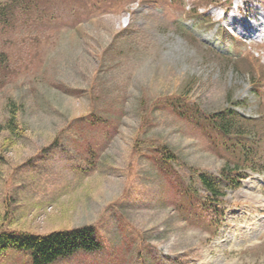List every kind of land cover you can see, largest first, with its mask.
Segmentation results:
<instances>
[{
    "label": "rangeland",
    "instance_id": "1",
    "mask_svg": "<svg viewBox=\"0 0 264 264\" xmlns=\"http://www.w3.org/2000/svg\"><path fill=\"white\" fill-rule=\"evenodd\" d=\"M193 1L11 2L0 121L12 103L19 123L0 148V228L92 225L102 244L52 264H264V42L220 37L226 0H196L190 12L217 24H193ZM233 101L254 133L251 168L205 118ZM234 164L246 177L215 215L189 190L192 172ZM0 264L31 261L8 249Z\"/></svg>",
    "mask_w": 264,
    "mask_h": 264
},
{
    "label": "trees",
    "instance_id": "2",
    "mask_svg": "<svg viewBox=\"0 0 264 264\" xmlns=\"http://www.w3.org/2000/svg\"><path fill=\"white\" fill-rule=\"evenodd\" d=\"M33 1L0 0V24L7 25L10 23L12 17L11 2L18 5H30ZM0 54V62H4L5 54L3 52ZM18 110L17 104H8V116L0 121V131H7L8 135L0 139V148L11 143L9 140L17 132L19 121L17 120L16 113ZM208 121L213 128L224 136H242L246 133L241 126L239 117L230 109L224 112H215L209 116ZM244 150L246 151L243 156L245 158L241 159V162L247 163L249 161L247 157L253 156L254 151L249 150L248 146ZM4 161L3 152L0 150V165ZM233 168L230 169L228 166H224L220 170L219 175L206 171H194L195 180L204 191L206 207H210V210H217L220 200L227 189H235L240 185V179L235 178L234 175L240 167H237V164H235ZM7 216L8 210L6 208L4 211L5 220ZM10 248L28 251L32 264H52L56 260L64 258L80 249L89 251L98 250L101 248V243L92 225L70 230H56L47 234H35L23 230L16 231L0 228V254Z\"/></svg>",
    "mask_w": 264,
    "mask_h": 264
},
{
    "label": "bare ground",
    "instance_id": "3",
    "mask_svg": "<svg viewBox=\"0 0 264 264\" xmlns=\"http://www.w3.org/2000/svg\"><path fill=\"white\" fill-rule=\"evenodd\" d=\"M236 20H237V19H236L234 16H233V17H232V16L230 17V21H232L233 23H234ZM242 25H244V24H242ZM244 26H245V25H244ZM251 26H253V28H254V27H257V28H254L255 30H259V29H261V27L264 28V18H263V20H260L258 24H254V25H253V24L251 23Z\"/></svg>",
    "mask_w": 264,
    "mask_h": 264
}]
</instances>
